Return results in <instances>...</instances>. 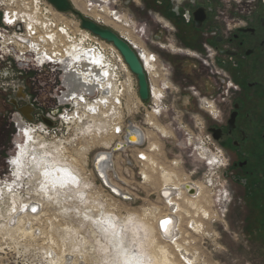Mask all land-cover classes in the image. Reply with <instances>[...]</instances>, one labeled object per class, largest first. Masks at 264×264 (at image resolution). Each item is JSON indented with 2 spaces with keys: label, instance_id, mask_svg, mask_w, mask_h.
Wrapping results in <instances>:
<instances>
[{
  "label": "rangeland",
  "instance_id": "374dc122",
  "mask_svg": "<svg viewBox=\"0 0 264 264\" xmlns=\"http://www.w3.org/2000/svg\"><path fill=\"white\" fill-rule=\"evenodd\" d=\"M79 1L87 5V13L104 8L106 21L112 27L114 24L120 26L119 30L125 35L123 38L144 47L156 56L159 61L158 68L164 73L165 81L161 78L159 83H156V77L148 75L149 86L152 87L155 97H150L148 102L143 103L138 101L139 88L134 77L135 94H125L123 105L113 109L107 118L103 115V118L97 119L88 134L82 133L81 129L76 130L75 127L57 131L56 126H53L54 129L50 128L49 135H46L33 130L34 126H30L33 129L25 127L24 130L30 132V138H34V141L29 140V134L26 136L24 132L17 135L14 120L16 114L13 113L10 101L6 99L14 93L13 90L10 92L8 86L12 83L6 80L5 86L0 85L1 178L4 177L2 174H9L10 169L18 176L13 160L21 157L17 150L20 148L21 152L23 147V150L27 149V158L28 155L33 159L45 156L49 162L52 159L65 161L66 165L72 167L75 177L72 183L69 180L63 185L54 186L48 183L43 189L40 176L42 171L47 170L48 164H43V167L40 162V166L33 172L20 168L23 181L18 185V189L15 188L14 198L16 203L22 200L21 196L24 200H37L36 202L40 203L41 216L31 219V222L35 228L44 231V236L23 237L13 232L10 237L1 232L0 241L5 253L0 256V264H50V249L59 253L62 259L73 256L75 264H128L129 262L125 261L128 254L134 257L137 264H141L142 258L143 264H184L181 250L192 256L195 264H264L262 253L259 252L261 258L237 236L238 227L235 225V210L231 201L232 189L229 180L224 177L223 160L210 144V150L201 147L205 141L208 142L203 117L188 110L179 100L184 91L175 81L174 63L181 70H185L188 64H197V68L193 70V81L209 80V71L197 58L171 53L168 48H160L158 43L152 40L155 30L153 24L145 22L135 4L123 6V0H116V4L114 0H99L100 3H91L92 0ZM46 2L47 0H44L41 3V9L46 8L49 11L50 5L57 13L48 2L46 7ZM72 7L78 11L73 4ZM3 9L5 8L0 9V18ZM32 11L29 9V12ZM57 14V17L68 21L72 27L68 26L70 29H73L71 24H80L79 19L72 13H63L62 16ZM48 19H51V16ZM98 24L104 26L102 23ZM104 27L113 30L110 26ZM58 28L60 29L57 25L56 29ZM79 28L82 29L81 26ZM23 29L27 33L25 28ZM161 44L166 46L168 42ZM66 47L67 45L54 51L62 55ZM11 59L0 58V67L12 65L20 80L31 84V94L34 95L32 104L42 111L41 114L46 113L54 105L50 95L54 94L61 84L58 67L52 68L50 65L38 70L33 62L24 67ZM0 81L3 83V80ZM167 84H170V89L166 87ZM14 85L16 88L17 85ZM157 87L160 89L156 94L154 88ZM39 95L41 99L38 102ZM41 121L40 118L32 123L36 125ZM86 123L88 122H84ZM131 124L144 131L143 144L115 151L122 138L114 134L112 127L120 125L126 130ZM103 152L113 153L114 167L113 171L109 172V179L106 175V185L95 168L99 154ZM141 152L149 155L150 161L142 160ZM26 157L22 161L25 164ZM165 172L168 174L166 176H171L174 183H194L201 190L200 196L192 200V203L187 202L188 199L184 197L176 198L180 206L177 211L181 230L179 248L164 242L157 234V219L171 210L160 195L162 186L167 181ZM13 173L10 172L11 176L6 177L16 181L17 177L12 176ZM111 187L118 189L127 198L115 195L109 189ZM6 203L7 206L3 208L7 210L12 204L10 198L6 199ZM117 230L118 234L120 233L118 238L121 236L118 240L125 237L122 239L125 247L121 248H126L123 250L124 254L119 253L116 240L113 239Z\"/></svg>",
  "mask_w": 264,
  "mask_h": 264
},
{
  "label": "flooded vegetation",
  "instance_id": "af4514ba",
  "mask_svg": "<svg viewBox=\"0 0 264 264\" xmlns=\"http://www.w3.org/2000/svg\"><path fill=\"white\" fill-rule=\"evenodd\" d=\"M70 1L84 16L125 36L119 31L120 26L108 24L104 8L87 13L85 3ZM121 4H135L140 9L145 22L153 24L152 40L160 48L197 58L209 71V80L193 81L197 64H188L191 69L187 66L181 70L174 63L175 81L184 91L179 100L188 110L203 117L208 143L223 160L224 177L232 189L237 236L258 256L264 257V0H123ZM14 41V38H5V43L14 44ZM163 42L168 45L163 46ZM19 50L20 60L26 59L24 54L30 51ZM37 59L38 56L32 53V60L37 63ZM68 61L69 57L63 64L51 65L58 67L62 87L66 89L64 94L76 99L79 79L74 80L69 73L73 68H69ZM158 62L156 59L155 74L151 71L152 78L158 79L155 78L156 83L165 77ZM147 64L150 66L149 62ZM0 72V80H3L0 85L5 86L6 80L12 83L8 86L14 93L6 99L16 114L17 135L24 132L25 127L33 129L31 125L33 130L40 132V124L29 122L21 112L26 108L32 110L31 117L35 122L44 114L32 104L31 84L20 80L12 65L0 67ZM146 73L150 75V72ZM166 87L171 88L170 84ZM40 99L39 95L38 102ZM27 134L32 140L29 131ZM14 146L17 147L15 143Z\"/></svg>",
  "mask_w": 264,
  "mask_h": 264
},
{
  "label": "bare ground",
  "instance_id": "6f19581e",
  "mask_svg": "<svg viewBox=\"0 0 264 264\" xmlns=\"http://www.w3.org/2000/svg\"><path fill=\"white\" fill-rule=\"evenodd\" d=\"M93 1H95V0H92L91 3H93ZM75 4H76V2H75ZM0 6L5 8L7 11V14H8L7 23H8V25L13 26V25H16L18 23H21L26 28L25 30H26L27 34L25 35V38L27 39V41H25V44L24 43H18L16 41H14V44L17 45L18 49H21V50H25V49L27 50L28 49L30 52L35 53L38 56L37 63H40L41 65H43V64H45V65L63 64L62 62H64V59L67 60V58L69 57V61H68V64L70 65L69 68H73L74 74L72 73L73 72L72 70H70L69 73L74 77V80H77V78L79 79L78 85H77L78 86L77 90L79 92L78 97L75 99V98L67 96L68 94H66L64 96V100L66 101L65 105H68L70 107L72 106L73 108L77 109L75 111V113L73 114V117L71 119L68 120L67 117L65 118V120L67 122H69L68 123L69 128L75 127L76 130L81 129L82 133L88 134L91 132L92 126L95 124V121L97 119H99L103 115H104L103 117L107 118L108 114L113 109H116L117 107L120 108L123 105L122 97H124L126 92L123 91L122 88L120 87V85H119L120 81H118L117 75H115V72H112L109 69V65H108L107 61L104 60L102 55H100L96 51L92 50L91 49L92 46L86 45L84 36H81L82 34L79 31L80 28L77 26V23H75V25L71 24V26H73V29H70L72 27H70L68 21H66L65 19H62L61 17L59 18L56 16L57 13H58L57 15H60V16H62L61 14H63V13H60L58 11H57V13H55V10L51 6H50L49 11H47L46 9L44 10L43 8L41 9V5L39 4V0H0ZM77 7L84 10V8L81 6L77 5ZM29 9H32L33 11L29 12ZM44 12H45V14H44ZM93 15L95 17H99V16H96L94 13H93ZM50 16H51V19H48ZM60 22L62 24H60ZM97 22H100V21H97ZM57 25L60 27V29L59 28L56 29ZM80 26H81V24H80ZM82 31H84V34H88L89 37H91V38L94 37L93 34L92 35L89 34L90 32L88 33V31L86 32V30H84V29ZM117 34L123 38L122 35H120L119 33H117ZM39 36L41 39L40 38L38 39ZM123 39L126 40L132 46V48L137 51V53L141 59V62L143 64V67L145 69V72H150V75L155 74L154 70L156 68V65H155L156 64V56H153L152 54H150L144 47L142 48L136 43H133V42H131L125 38H123ZM100 40L101 39L99 38V41ZM96 41H98V40H96ZM101 41H103V40H101ZM103 42H105V41H103ZM105 43H107V42H105ZM107 44L111 45L110 43H107ZM66 45H67V47H66L65 51L62 52L63 53L62 55L59 52L54 51L55 49L61 50V48L66 46ZM101 45L103 47L108 46L104 43H101ZM52 46L54 47V49L50 50V48ZM111 46H113V45H111ZM120 61H121V59H120ZM148 62L150 63V66L147 64ZM124 63H125V61H124ZM125 65L127 66L126 63H125ZM127 69H128V73H129L130 77L133 76V78H134L135 76L131 73L128 66H127ZM105 73H107V75H105ZM150 90H151L152 97H155V93L153 92L152 87L150 88ZM155 92L157 94V93H159V90H155ZM131 94H135L134 89L131 92ZM86 96H88V97H86ZM93 98L97 99V101L95 103L90 102L91 99H93ZM138 101H141L140 97H139ZM103 117H101V118H103ZM86 121L88 123L84 124V122H86ZM82 124H84V126H81ZM31 126H33V125H31ZM112 128L114 129V134L121 137L120 135L123 132V126H120V125L116 126L115 125ZM39 129H40L41 133L49 135V133H47V128L44 124L41 123ZM117 129H119V131H117ZM128 129H134L136 131L137 130L140 131L142 133V141L138 145V143L140 142V138L137 135V133H135V132L131 133V135L128 137L127 142H126V138L124 141L123 138L121 137L122 141H120L119 143L122 146V149H124V150L129 147L126 145V144H128V142L131 144H134L130 147H134V146L138 147L141 144H143V142L145 140V133L141 128L135 126L134 124H131L128 127ZM128 129H126V130L124 129V133L127 134ZM24 133H25V131H24ZM32 141H34V138L32 139ZM43 142H45V140H43ZM119 143H117V144H119ZM36 144H38V143H36ZM48 145H50V144H48ZM26 151H27V149H24V150L22 149V152H20V148H18V150H17V152L20 153L21 157L17 158L16 160L14 159L13 163H15V166H17V172H18L19 177L15 176V172L12 171V169H10L11 173L14 172L13 173L14 177H17V180L14 181L13 179H8L9 182H7V183H9V185H6L8 188L11 186L13 188H18V185L22 183V181H23L22 180V171H20V168H22L24 170L30 169L31 172H33L34 169L37 166L39 167L41 163H42L43 167L45 164H48L47 170L42 171L41 176L38 175V177L40 176V179L42 181L40 184H42L41 186L43 189L45 187H47L48 183L55 186V185H61V184L63 185L64 183L69 182V181L72 183L74 181L73 179L75 177H73L72 167L70 165H66L65 161H55L52 159L49 162L45 156H41V158L35 157L33 159L32 157L30 158L29 155H28V158L30 160L27 161L28 158L25 156ZM140 155H141L140 157H142V156L144 157L143 159L141 158L142 160L150 161L149 155H147L146 153L141 152ZM112 156H113L112 152L100 153L99 157H98L100 160L95 165V168L97 169V171L99 173H101L105 179H106V175L109 179V172L113 171L114 165H113V161H112V159H113ZM25 157H26L25 160L27 162L26 164L22 162L24 160L23 158H25ZM105 157H107L108 159L105 160ZM110 158H111V160H110ZM27 164L30 165V167ZM147 165H148V163H147ZM24 166H25V168H24ZM10 172L8 175H10ZM164 174H165V177L167 178V181L162 186L163 188L161 190L160 195H162V197L166 200V203L170 206L171 210L168 213L162 215L161 217H159L157 219V221H156L157 234H158L159 238L162 239L164 242L176 245V247L179 248L178 239H179V236L181 234V230H180V216L177 214V211L179 210L180 206H179L178 202L176 201V198L184 197V198L188 199L187 202L192 203V200L197 199L200 196L201 190L197 184H194L191 182L190 183L192 185L188 184V182H187V184H186V182L174 183V181L170 178L171 177L170 175L166 176V174H167L166 172ZM106 181H107V179H106ZM110 184L113 185L112 182H110ZM187 185L195 191L194 194H191L189 192L188 188L186 187ZM193 185L195 188L193 187ZM114 187H115V185H114ZM187 191H188V193H187ZM189 195H192V196H189ZM14 196H15L14 194L11 195L9 192H7L6 196L4 195V192L1 194L2 199H0V210L3 211V213H4V211H5V213H10L13 210H15L16 214L13 215V213H11V215H13V216H11V218H13L14 221H17V225L13 226V228H12L10 226V224L8 225L5 221L6 215L0 213V225H1L0 235L2 232L3 235H9L11 237V234L13 232H16L17 234H19L20 236H23V237H26L27 235L33 236V237H38V236L43 237L44 231L41 230L40 228H35L31 222V219H34V218H29V216L26 213L23 216H20L19 218H17L19 216L18 215L19 211H21L23 209H27V207L28 206L30 207V205L39 207L40 203L36 202L37 200H29V201L23 200L25 203L18 204V203H16V199L14 198ZM6 197L10 198V200L12 201L11 207H9V209H7V210L3 208V206H7L6 200H4ZM41 201H42V198H41ZM31 202H33V204H31ZM28 214H29V212H28ZM39 216H41V213ZM167 218L169 219V221H171V223L165 225L164 230H163L161 228L160 224H161L162 220H165ZM109 222H111V221H109ZM112 224L114 225V223H112ZM101 225H102V223H101ZM106 225H108V223ZM106 225H104V226H106ZM115 226H116V224H115ZM107 228H109V227H107ZM165 228H167V231H165ZM104 230H105V228H104ZM118 232H119L118 230L115 231L116 235H115V238H113V239L116 240L117 245L116 244L115 245L118 246L119 253L124 254L123 250H125L126 248H124V249H121V248L125 247L123 240H122L125 237H123L121 240H118L121 237V236H119V238H118V235H120V233L118 234ZM3 240H5V239H3ZM115 240H113V242ZM4 251H5V249L2 247V243L0 241V256H1V254L5 253ZM50 251H51V253H49V255H48L50 264H63V263L64 264H67V263L68 264H75L73 261V256H68V258L62 259V257L60 256L59 253H57L56 251L54 252L53 249L52 250L50 249ZM180 252H182L181 255H182V259L184 261V264H195V260L193 259L192 256H190L189 254H187L183 250H181ZM143 259L144 258L141 259V264H143V262H144ZM137 260H138V262L140 261L139 255L137 256ZM125 261L129 262L128 264H137V263H135L137 261L134 260V257H130L129 254L126 255Z\"/></svg>",
  "mask_w": 264,
  "mask_h": 264
},
{
  "label": "built area",
  "instance_id": "2783aa9c",
  "mask_svg": "<svg viewBox=\"0 0 264 264\" xmlns=\"http://www.w3.org/2000/svg\"><path fill=\"white\" fill-rule=\"evenodd\" d=\"M44 0H39V4L41 5V3ZM46 7H47V2L45 3ZM3 8L0 6V9ZM48 8L50 9V5H48ZM46 9V8H45ZM44 9V10H45ZM4 10V11H3ZM2 10L1 13V25H0V58L4 60V58H12L11 60L15 61L16 63H18L20 66L24 67H28L27 65L32 64V62L35 64V68H38V70L40 69H44L47 66L49 67L50 65H41L38 66V64L36 62H34L32 60V52L27 53L30 54V56H27V54H24V58L26 57V59H21V51L18 49L16 44H12V43H5V38L7 39H11L14 38L16 42L18 43H24L25 41H27V39L25 38V35L27 33L24 32L25 26L21 25V23H18V25L16 24L13 25L11 27V25H8L7 23V18H8V14L7 11L5 9ZM48 11V10H47ZM77 26L80 27V24L77 23ZM26 29V28H25ZM87 32V31H86ZM80 33L82 34L81 36H84L85 39V43L87 46H92V50L96 51L97 53H99L100 55H102V57L104 58V60L107 61L108 65H109V69L112 72H115V75H117L118 81H120V87L122 88L123 91H125L127 94L128 92H132L134 89V78L133 76L130 77L129 73H128V69L127 66L124 63V59L123 57H121L120 53L111 45H108L107 43L103 42V41H99V38L97 37H89L88 34H84V31H82L80 29ZM89 33V32H88ZM15 34L17 36H15ZM91 34V33H89ZM92 35V34H91ZM98 40V41H96ZM10 41V40H9ZM101 43H104L108 46L103 47L101 45ZM135 50V49H134ZM135 52L137 53V51L135 50ZM138 55V53H137ZM139 56V55H138ZM140 58V57H139ZM28 59H30L28 61ZM34 59V57H33ZM36 59V58H35ZM121 59V61H120ZM141 60V59H140ZM36 61V60H35ZM53 66V65H52ZM126 66V67H125ZM54 68V67H52ZM44 92V91H43ZM66 92V89H64L62 87V84H60V86L57 87L56 91L54 92V94L52 93L51 98L54 101V105L53 107L46 111V113L43 114L42 121L41 123L44 124L47 128V133H49V129L52 128V130L54 129L53 126H56L57 131H62V128H68V123L65 118L67 117V119H71L73 117V114L75 113V111L77 110L76 108H73L72 106H68L65 105L66 101L64 100V93ZM151 95V94H150ZM88 97V96H86ZM122 100H124V97H122ZM65 101V102H64ZM97 99H91L90 102H96ZM46 121H49L51 123H53L52 126H49ZM87 122V121H86ZM40 123V124H41ZM60 127V128H58ZM55 129V130H56ZM123 140L125 141V138L127 137V135L124 133V129L122 134L120 135ZM208 145V146H207ZM201 147L203 148H208L210 150L209 147V143L207 141H205ZM4 177L1 178L2 176L0 175V199L1 198V194L4 192V195H7V192H9L11 195H13L15 193V188L11 187H7L6 185H9V178L11 176L8 174H2ZM6 175H8V177H6ZM14 174H12L13 176ZM8 189V190H7ZM18 189V188H17ZM14 190V191H13ZM22 200L17 202L18 204H23L25 203L23 200L24 198L21 196L20 197ZM8 199V197H6L4 200ZM31 204H33V202H31ZM29 207V206H28ZM27 209H23L21 211L18 212V217L23 216L25 213L29 216V218H35L38 217L41 213V209L38 206H33L30 205V207ZM35 208V211H33L32 209ZM29 212V214H28ZM0 213L5 214L6 216V223L13 228V226L17 225V221H14L13 218H11V216L15 215V210H13L10 213H3V211L0 210ZM11 213H13V215H11Z\"/></svg>",
  "mask_w": 264,
  "mask_h": 264
},
{
  "label": "water",
  "instance_id": "95a60500",
  "mask_svg": "<svg viewBox=\"0 0 264 264\" xmlns=\"http://www.w3.org/2000/svg\"><path fill=\"white\" fill-rule=\"evenodd\" d=\"M47 2L49 4H51L60 13H72L73 15H75L79 19L82 29L90 32L91 34L100 38L101 40L113 45L119 51L121 56L123 57L125 63L127 64L129 70L131 71V73L135 76V78L137 80L138 88H139L138 93H139V97H140L141 101L143 103H146L149 101V99H150V86H149L147 74L145 72V69L143 67V64H142L139 56L137 55L135 50L132 48V46L126 40H124L121 36H119L115 31H113L107 27L101 26V25L97 24L96 22H94L93 20L84 17V15L81 12L76 11L72 7V4L69 0H47ZM21 112L29 122L33 121V118L31 117L32 110L26 108V109L21 110ZM46 123L49 126L53 125V123H51L49 121H46ZM133 132L137 133V135L140 138V142L138 143V145H139L142 141V133L140 131H138V130L136 131L134 129H128V132L126 134L127 135L126 142L128 141V137ZM126 145L132 146L134 144H131L128 142V144H126ZM121 149H122V146L119 143L116 146L115 150L119 151ZM99 160L100 159H98V161ZM100 175H101L103 182L106 185V182H107L106 179L103 177V175L101 173H100ZM186 187L188 188V190L191 194H194L195 191L191 187H189L188 185ZM109 189L115 195L121 196L122 198H127L126 195L120 193V191L118 189H115L113 187H111ZM166 220H169V219L167 218L165 220H162L161 224H160L161 228L163 230L165 227L164 222Z\"/></svg>",
  "mask_w": 264,
  "mask_h": 264
},
{
  "label": "snow or ice",
  "instance_id": "6c2138e0",
  "mask_svg": "<svg viewBox=\"0 0 264 264\" xmlns=\"http://www.w3.org/2000/svg\"><path fill=\"white\" fill-rule=\"evenodd\" d=\"M105 75H107V73H105ZM117 131H119V129H117ZM25 135L27 136V131L25 132ZM141 158L143 159L144 157L142 156ZM105 159L107 160L108 158L105 157ZM81 198H83V197H81ZM32 210L35 211V208H33ZM169 223H171V221H169V220H166V221L164 222L165 225H167V224H169ZM165 231H167V228H165Z\"/></svg>",
  "mask_w": 264,
  "mask_h": 264
}]
</instances>
